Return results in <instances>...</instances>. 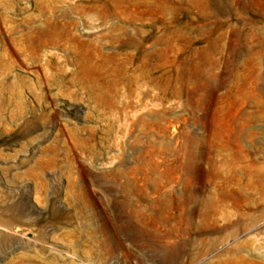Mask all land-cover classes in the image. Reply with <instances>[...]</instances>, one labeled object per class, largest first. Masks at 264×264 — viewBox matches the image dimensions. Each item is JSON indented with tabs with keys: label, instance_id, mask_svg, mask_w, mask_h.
<instances>
[{
	"label": "rangeland",
	"instance_id": "1",
	"mask_svg": "<svg viewBox=\"0 0 264 264\" xmlns=\"http://www.w3.org/2000/svg\"><path fill=\"white\" fill-rule=\"evenodd\" d=\"M0 264H264V0H0Z\"/></svg>",
	"mask_w": 264,
	"mask_h": 264
}]
</instances>
